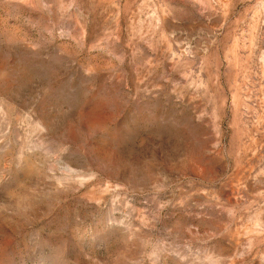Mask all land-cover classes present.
<instances>
[{
    "label": "rangeland",
    "instance_id": "rangeland-1",
    "mask_svg": "<svg viewBox=\"0 0 264 264\" xmlns=\"http://www.w3.org/2000/svg\"><path fill=\"white\" fill-rule=\"evenodd\" d=\"M0 264H264V0H0Z\"/></svg>",
    "mask_w": 264,
    "mask_h": 264
}]
</instances>
